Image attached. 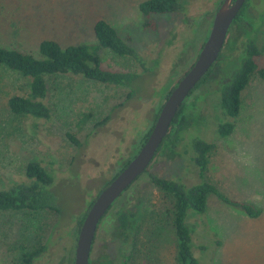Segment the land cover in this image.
I'll use <instances>...</instances> for the list:
<instances>
[{
    "label": "rangeland",
    "instance_id": "rangeland-1",
    "mask_svg": "<svg viewBox=\"0 0 264 264\" xmlns=\"http://www.w3.org/2000/svg\"><path fill=\"white\" fill-rule=\"evenodd\" d=\"M142 0H0V45L33 55L42 39L61 46L95 43L92 24L103 19L128 39L143 61L99 50L100 66L137 73L130 88L65 73L46 81V119L11 113L7 99L26 92L25 79L0 66V187L23 178L24 165L39 162L52 177L60 214L0 211V264H14L19 243L43 244L30 264H66L73 257L78 222L90 202L151 128L167 88L194 60L221 0H184L175 13L152 14L143 27ZM236 31L221 49L206 81L186 104L194 114L179 132L174 153L155 155L129 185L127 228L117 235L106 212L92 241L90 264H176L171 201L149 180L153 174L196 182L189 140L212 143L204 179L222 194L261 209L248 217L210 193L202 214L189 212L192 254L198 264H264V76L252 74L240 93L230 133L216 137V87L237 63L241 40H253L264 69V0H245ZM129 89L131 94L127 95ZM71 133L77 145L70 142ZM81 222V221H80Z\"/></svg>",
    "mask_w": 264,
    "mask_h": 264
},
{
    "label": "trees",
    "instance_id": "trees-1",
    "mask_svg": "<svg viewBox=\"0 0 264 264\" xmlns=\"http://www.w3.org/2000/svg\"><path fill=\"white\" fill-rule=\"evenodd\" d=\"M183 2L184 0L140 1L137 7L143 16L142 26L145 28H153L154 22L150 17L152 14L179 12L182 9ZM241 7L227 29L223 46L230 40V37L236 31L237 25L235 24L240 17ZM92 31L96 39L95 43L80 42L61 46L53 39H42L37 45L36 55L17 48H7L0 45V66L19 74L26 80L24 84L26 92L24 94H12L8 97L7 106L9 111L18 116H29L33 119H46L49 113L45 102L47 92L46 81L49 77L65 73H70L103 84L130 88L137 73L134 71L110 70L101 67L99 50L106 48L114 55L131 58L142 68H144L143 61L136 53L135 49L130 45L129 40L120 37L116 29L107 21L103 19L95 20L92 24ZM207 33L208 31L205 29L201 37L202 42ZM237 50V63L216 87L217 99L214 107L218 115L215 133L218 138L224 137L230 133L233 125L227 118H232L238 113L240 93L249 77L252 74H257L260 77L264 76V69L258 65L256 60L261 52L253 40H241ZM221 56L222 54L220 51L218 57L207 72L200 78L182 101L169 123L167 131L157 147L154 156L160 153L171 156L174 153V147L179 139V132L185 130L194 119V114L190 111L191 103L188 105L186 101L189 99L192 91L206 81L208 74ZM174 84L175 83L167 88L164 93V98ZM131 92L132 90L129 89L127 95L131 94ZM149 130L150 128L142 134L137 146H135L128 158L121 164L111 178L135 154ZM66 136L71 143L75 145L78 144L71 133L67 132ZM189 147L191 150L190 160L195 167V175L198 179L196 182L185 184L178 179L161 178L153 174L149 175L150 182L171 201L170 209L168 210V220L174 234V258L176 264H198L196 258L192 254L191 230L186 224V216L189 212L202 214L208 194L212 193L224 204L239 208L248 217H256L261 212L259 207L249 202L227 197L218 191L209 181L204 179L203 173L208 162V153L212 147L211 142L194 136L189 140ZM23 174L24 176L21 180L11 182L5 187H0V211L38 213L49 210L55 212L57 215L60 214V210L56 206L50 190L52 177L46 169L39 162L30 160L24 165ZM108 181H106V183ZM129 185L108 207L109 214L114 219V229L117 231V235H121L126 230L128 224L127 218L130 213L128 209H126L125 202L127 200L126 196ZM80 221L81 218L77 225L80 224ZM43 247V244H33L30 246L21 243L17 244L15 246L17 252L14 264H29L39 254ZM69 261L72 262V258ZM88 264H90L89 258ZM119 264H123V262Z\"/></svg>",
    "mask_w": 264,
    "mask_h": 264
},
{
    "label": "water",
    "instance_id": "water-1",
    "mask_svg": "<svg viewBox=\"0 0 264 264\" xmlns=\"http://www.w3.org/2000/svg\"><path fill=\"white\" fill-rule=\"evenodd\" d=\"M244 1L221 0L218 4L208 33L194 60L164 98L145 139L128 162L100 189L86 209L77 230L72 264H88L91 243L99 220L119 194L148 166L178 107L218 57L227 29Z\"/></svg>",
    "mask_w": 264,
    "mask_h": 264
},
{
    "label": "flooded vegetation",
    "instance_id": "flooded-vegetation-1",
    "mask_svg": "<svg viewBox=\"0 0 264 264\" xmlns=\"http://www.w3.org/2000/svg\"><path fill=\"white\" fill-rule=\"evenodd\" d=\"M221 49H222V48H221ZM106 211L109 212V209H107ZM94 234H95V233H94ZM93 238H94V237H93ZM92 241H93V240H92ZM91 245H92V243H91ZM90 249H91V248H90ZM89 253H90V252H89ZM31 262H32V261H31ZM31 262H30V263H31ZM30 263H29V264H30ZM67 264H72V262L68 261Z\"/></svg>",
    "mask_w": 264,
    "mask_h": 264
}]
</instances>
